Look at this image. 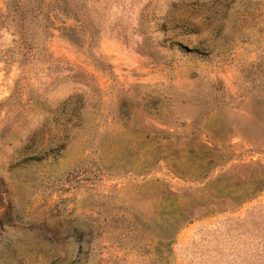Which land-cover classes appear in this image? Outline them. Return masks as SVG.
Masks as SVG:
<instances>
[{"label":"rangeland","instance_id":"374dc122","mask_svg":"<svg viewBox=\"0 0 264 264\" xmlns=\"http://www.w3.org/2000/svg\"><path fill=\"white\" fill-rule=\"evenodd\" d=\"M0 264H264V0H0Z\"/></svg>","mask_w":264,"mask_h":264},{"label":"trees","instance_id":"16d2710c","mask_svg":"<svg viewBox=\"0 0 264 264\" xmlns=\"http://www.w3.org/2000/svg\"><path fill=\"white\" fill-rule=\"evenodd\" d=\"M247 199H248V198H247ZM244 200H246V198H245ZM244 200H243V201H244Z\"/></svg>","mask_w":264,"mask_h":264}]
</instances>
